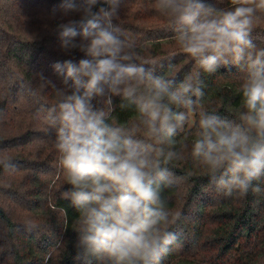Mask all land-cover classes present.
Returning <instances> with one entry per match:
<instances>
[{"label":"clouds","instance_id":"1","mask_svg":"<svg viewBox=\"0 0 264 264\" xmlns=\"http://www.w3.org/2000/svg\"><path fill=\"white\" fill-rule=\"evenodd\" d=\"M230 2L232 7L222 9L208 0H153V8L173 25L180 51L205 72L245 66L241 123L202 115L193 155L213 175L220 174L218 184L226 194L246 195L250 188L260 192L253 181L264 175V48L250 38L264 0ZM121 3L61 0L64 15L73 18L57 24L60 47L85 58L54 65L60 73L66 69L67 87L57 89L51 123L58 164L71 186L63 195L79 213L76 247L98 264H161L176 239L161 196V185H171L172 173L161 163L177 154L142 144L133 134L142 125L149 138L163 144L187 119L171 105L190 109L188 94L203 93L199 73L186 76L173 90L176 80L129 62L135 43L124 38L115 22ZM106 91L137 105L140 119L133 129L111 126L105 113L95 109L93 98ZM16 167L12 157H0V168L11 172Z\"/></svg>","mask_w":264,"mask_h":264},{"label":"trees","instance_id":"2","mask_svg":"<svg viewBox=\"0 0 264 264\" xmlns=\"http://www.w3.org/2000/svg\"><path fill=\"white\" fill-rule=\"evenodd\" d=\"M208 2L232 7L230 0ZM60 3L0 0V157L10 156L17 165L11 172L0 168V264H98L76 247L79 213L63 195L71 186L58 164L51 123L57 89L67 87L66 69L60 73L54 65L85 58L60 47L57 24L73 18L64 15ZM258 16L250 38L264 48V13ZM115 22L135 43L129 62L176 80L173 90L199 73L203 93L188 94L190 109L171 105L187 119L163 144L149 138L142 125L133 134L142 144L177 154L161 163L172 173L171 185H161V196L176 237L161 264H264V175L253 181L260 192L250 188L246 195L235 190L228 195L218 184L220 174L213 175L193 155L202 115L241 123L243 62L205 72L177 47L173 25L153 8V0H122ZM92 103L113 127L131 130L139 122L137 105L121 95L106 91Z\"/></svg>","mask_w":264,"mask_h":264}]
</instances>
